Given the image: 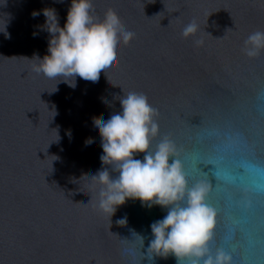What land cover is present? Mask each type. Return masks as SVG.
Returning <instances> with one entry per match:
<instances>
[{
	"label": "water",
	"instance_id": "95a60500",
	"mask_svg": "<svg viewBox=\"0 0 264 264\" xmlns=\"http://www.w3.org/2000/svg\"><path fill=\"white\" fill-rule=\"evenodd\" d=\"M3 4L0 31L10 20L11 38L0 33V264H149L150 224L166 211L130 200L111 225L98 207L100 185L77 183L102 167L94 124L120 111L117 96L130 91L158 111L153 150L170 139L189 187L209 185L212 254L222 249L232 264H264V49L257 57L243 51L249 34L264 31V0H93L101 26L114 13L135 38L121 45L112 83L104 77L99 88L76 89L37 73L30 60L47 53L49 39L33 35L45 21L33 11L55 8L63 27L71 0ZM193 20L198 33L184 38ZM57 127L62 139L54 142ZM124 215L128 225L118 226Z\"/></svg>",
	"mask_w": 264,
	"mask_h": 264
},
{
	"label": "clouds",
	"instance_id": "9594fccd",
	"mask_svg": "<svg viewBox=\"0 0 264 264\" xmlns=\"http://www.w3.org/2000/svg\"><path fill=\"white\" fill-rule=\"evenodd\" d=\"M6 3L4 0L3 5ZM41 14L45 21L35 26L33 35L47 32L48 48L43 57L36 53L30 59L38 62L34 71L49 79H57L59 83H67L73 89L80 83L99 88L104 77L112 83L111 77L119 66L121 45H128L135 38V33L126 30L116 14L109 15L101 26L94 13L93 0H71L63 27L55 8L32 13L34 18ZM5 21L4 30L0 33L10 39L11 34L7 31L10 20ZM198 28L194 20L186 24L183 37H195ZM195 43L202 45L204 41L195 39ZM262 49L264 31L249 34L244 42V53L248 57H257ZM117 98L121 110L93 126L103 149L100 155L102 167L77 183L87 181L100 185L98 207L110 216L111 225L118 209L130 200L139 201L148 209L160 207L166 211L162 218L150 224V238L145 251L149 264H155L156 258L167 260L170 257H175L176 264H183L185 259L191 264H232L230 254L222 249L212 254L210 249L216 211L207 203L209 185L200 182L189 187L182 163L174 158L177 150L170 139H160L153 150V140L160 133L156 120L158 111L143 93L124 92ZM51 111L54 117L58 114L55 106ZM55 130L58 139L54 142H59L62 139L59 127ZM66 135L69 142L74 143L72 133L67 131ZM95 146L92 141L86 145L89 150ZM59 159L54 155L53 170V162ZM115 223L127 226V215L118 217ZM133 233L145 241L144 235L135 230Z\"/></svg>",
	"mask_w": 264,
	"mask_h": 264
},
{
	"label": "snow or ice",
	"instance_id": "6c2138e0",
	"mask_svg": "<svg viewBox=\"0 0 264 264\" xmlns=\"http://www.w3.org/2000/svg\"><path fill=\"white\" fill-rule=\"evenodd\" d=\"M21 74H22V73H21ZM218 160H219L220 162H223V156L218 157ZM215 171H216L217 175L220 174V170H219V169H215Z\"/></svg>",
	"mask_w": 264,
	"mask_h": 264
}]
</instances>
